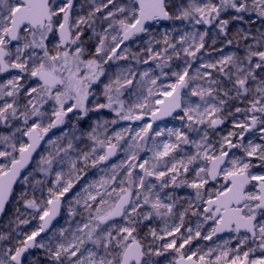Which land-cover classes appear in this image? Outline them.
<instances>
[{"label": "snow or ice", "instance_id": "1", "mask_svg": "<svg viewBox=\"0 0 264 264\" xmlns=\"http://www.w3.org/2000/svg\"><path fill=\"white\" fill-rule=\"evenodd\" d=\"M257 23L264 0H0V264H264Z\"/></svg>", "mask_w": 264, "mask_h": 264}, {"label": "rangeland", "instance_id": "2", "mask_svg": "<svg viewBox=\"0 0 264 264\" xmlns=\"http://www.w3.org/2000/svg\"><path fill=\"white\" fill-rule=\"evenodd\" d=\"M171 27L170 23H167V24H163L160 26L159 28V31L163 32L165 30V28H169ZM237 27H243L244 29H248V28H252V31L253 33H255V28L259 27V28H264V25H261L260 23H257L255 26H250L248 24H243V25H240L238 24ZM235 30V29H233ZM210 43V41H209ZM244 43V42H242ZM226 52L228 51H238V49H236L235 47L233 48H226L225 49ZM219 55V53L213 51L212 52V58H216L217 56ZM125 99L126 100H129V99H132V97H130L127 93L125 94ZM165 123V122H162V124ZM169 126H173V125H176L178 124L179 122H176V121H167L166 122ZM67 127V126H66ZM117 127H120V125H118ZM230 127V124H227L224 126L225 130H227V128ZM59 134V132L57 133ZM252 134H249V136H251ZM248 137H246L247 139ZM82 146V145H81ZM236 151V150H235ZM254 171H260L259 169H254ZM93 177V172H90L89 173V176L86 177L85 179H91ZM81 183H84V181H81ZM79 187V185L77 186ZM178 194L179 195H187L190 190H187V189H179L177 190ZM71 195V194H70ZM10 216L11 214L10 213H6V215L0 220V232H6V231H9V228H10V225H9V220H10ZM194 219V218H193ZM65 220H66V213H63L62 212V216H61V221L60 223L56 226L57 228L58 227H62V226H66L65 225ZM38 222L37 221H33L30 225H28L24 230L27 231V230H30L32 229L33 227L36 226ZM151 226L153 227H156L157 229H159L160 227H162V223L159 221V220H154L151 222ZM147 228H142L141 231L144 232L146 231ZM227 236H221V237H214V241H219L220 239L222 238H227ZM213 244V241H203V240H197V241H194L193 242V247H195L196 245H203V246H209V245H212ZM171 253L168 254V258L171 257ZM158 260H160L161 262H164L165 261V257H160V258H157Z\"/></svg>", "mask_w": 264, "mask_h": 264}, {"label": "water", "instance_id": "3", "mask_svg": "<svg viewBox=\"0 0 264 264\" xmlns=\"http://www.w3.org/2000/svg\"><path fill=\"white\" fill-rule=\"evenodd\" d=\"M167 23H169V22H164V24H167ZM162 123V122H161ZM55 132H56V134L59 132V130L57 129V130H54ZM233 151H235V150H233ZM6 215V214H5ZM4 215V216H5ZM4 216H0V220L4 217ZM59 220H60V217H58V219L56 220V221H54L53 222V224H54V226H56L58 223H59ZM227 235H229V234H222V236H227Z\"/></svg>", "mask_w": 264, "mask_h": 264}, {"label": "flooded vegetation", "instance_id": "4", "mask_svg": "<svg viewBox=\"0 0 264 264\" xmlns=\"http://www.w3.org/2000/svg\"><path fill=\"white\" fill-rule=\"evenodd\" d=\"M61 216H62V215H61ZM60 221H61V217H60L59 223H60ZM59 223H58V224H59ZM58 224H57V225H58ZM57 225H56V226H57ZM56 226H55V227H56Z\"/></svg>", "mask_w": 264, "mask_h": 264}]
</instances>
